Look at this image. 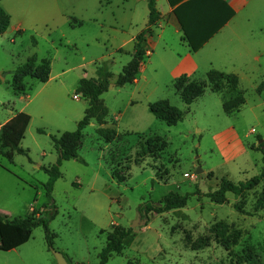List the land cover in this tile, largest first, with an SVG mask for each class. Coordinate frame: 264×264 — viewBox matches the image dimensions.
<instances>
[{"label": "rangeland", "instance_id": "rangeland-1", "mask_svg": "<svg viewBox=\"0 0 264 264\" xmlns=\"http://www.w3.org/2000/svg\"><path fill=\"white\" fill-rule=\"evenodd\" d=\"M0 8L10 19L0 36V129L27 152L14 154L11 163L0 157L5 221L24 218L32 209L49 210L42 168L56 162L52 138L75 132L84 117L88 103L78 92L80 81L97 79L104 62L112 74V88L100 97L107 124L91 121L83 131L79 160L63 162L53 186L52 247L38 227L24 245L0 251V264H57L53 252L67 264H98L112 226L131 228L140 205L156 204L170 192L191 195L187 205L149 214L146 224L131 229L132 242L108 264H264V182L241 196L226 194L223 205L206 197L222 179L238 184L262 169L264 94L256 88L264 82V5L235 18L231 26H239L241 43L228 30L218 31L194 52L171 30L160 38L161 29L155 28L151 56L136 84L123 87L115 81L132 59L133 38L146 25L143 0H0ZM184 49L198 53L200 61L213 49L218 55L212 69L239 75L245 104L238 112L225 115L221 97L208 89L190 106L182 103L171 71ZM32 56L49 61V80L41 84L36 78L42 72L30 73L22 81L23 94L17 95L12 72ZM210 69L204 64L198 72L202 77L190 80L203 82ZM164 100L183 114L174 127L150 112L149 104ZM157 137L167 143L162 152ZM113 171L126 176L125 182L117 183Z\"/></svg>", "mask_w": 264, "mask_h": 264}, {"label": "trees", "instance_id": "trees-1", "mask_svg": "<svg viewBox=\"0 0 264 264\" xmlns=\"http://www.w3.org/2000/svg\"><path fill=\"white\" fill-rule=\"evenodd\" d=\"M206 1L190 0L185 6H182L183 8L174 11L183 34L182 40L194 52L217 33L233 16L232 10L221 0H215L218 3L217 7L206 5ZM168 2L170 3V0ZM147 8V24L134 39V55L117 76L115 81L116 87L133 84L137 79L140 68L145 64L147 59V41L152 37V28L155 27L160 18V14L156 8V0H148ZM9 25V16L0 8V36L7 31ZM20 34L21 32L17 31V35ZM32 44L36 45L34 38H32ZM119 53H122L121 49ZM39 71L42 73L40 77L36 78L37 82L46 84L50 75L49 61L41 60L38 62L36 56L28 58L23 65L12 72V91L17 95L23 94V79L30 73ZM96 71L97 79L87 80L83 78L79 83L78 92L87 101L88 106L84 117L78 122L75 132L63 133L59 139L52 138L58 156L51 168H42L44 174L48 177L47 182L43 185V190L50 203L48 205L49 210L39 211L32 209L24 218L13 219L11 221H5L4 218L6 217L0 213V251L9 252L24 245L30 239L31 232L38 227L44 229L47 244L49 247H52L54 236H51L49 233L48 223L55 218L57 212L51 198V193L55 182L61 178V164L70 160H79L77 151L83 139V131L91 121H96L99 125L107 124L106 120H104L107 116V111L100 97L108 90L112 74L106 68V62L97 68ZM190 78V76L183 75L173 83L176 94L179 95L182 103L187 107L200 99L207 89L212 94L221 97L222 111L225 115H232L238 112L245 104L243 93L239 89V78L235 74L209 70L203 82H195L190 80ZM256 93L258 95L264 93V82L258 85ZM227 96L228 98H226ZM149 109L156 119L165 123L169 128L176 126L183 119V114L170 106L166 100L149 104ZM102 131L98 130V134L101 135ZM39 133L42 134L43 131L39 130ZM156 140L161 144L159 151H164L167 148V143L162 141L161 137H157ZM259 151L262 154V169L259 175L238 184L222 179L217 190L208 193L206 197L217 205H223L226 194L241 196L243 193L255 189L260 183L264 182V141L259 145ZM14 154L27 156V152L18 147L17 141H10L9 137L0 129V157L11 163ZM80 162L83 163L82 160ZM111 176L117 183H123L127 179L126 176L118 175L114 171ZM190 196L189 194L181 196L170 192L163 196L156 204L147 202L140 205L138 213L143 220H147L149 214L161 215L178 210L187 205ZM45 213L47 218L43 217ZM132 240L131 228L125 229L120 226H112L106 244L100 251L98 264H108L110 258L120 255Z\"/></svg>", "mask_w": 264, "mask_h": 264}, {"label": "crops", "instance_id": "crops-1", "mask_svg": "<svg viewBox=\"0 0 264 264\" xmlns=\"http://www.w3.org/2000/svg\"><path fill=\"white\" fill-rule=\"evenodd\" d=\"M189 1L190 0H170V3H169L168 0H156V8L160 14V18H159L158 23L152 29V31L157 27L160 28L161 30H160L159 36L161 38L166 31L171 30L173 35L175 36V38L179 41V43H186L182 40L183 34H182L181 27L179 25V22L177 20V17L175 15L174 11L177 9L179 10L180 8H183L182 6H185ZM221 1L224 2L232 10L233 16L230 19V21L227 23V25H225V27H223V29L219 30V33H223L224 31L228 30L229 32L227 34L229 35V33H230L232 36L235 35L236 36L235 37L236 42L241 43L238 36H237L238 31H239L238 30L239 26L232 27L231 26L232 23L235 21V18L237 17V15L243 11L249 10L250 12H255V13L259 12L261 10L260 9L261 5H264V0H221ZM143 3L145 5V7L147 8L148 0H143ZM206 3H207L206 5H211L214 7L218 6L217 1H215V0H207ZM147 21H148V17H147ZM147 21H146V24H147ZM235 25H237V24H235ZM162 26H165V27L163 28ZM135 37L133 38V42H134ZM226 38H227V36H226ZM228 39H229V36H228ZM229 41L231 42L232 40L229 39ZM211 42H209L207 45H209ZM148 45H149V39L147 41V46H146V49H147L146 57H147V59H149L151 56L150 51L148 50ZM215 47H216V45H214L212 48H215ZM162 51L164 53L166 52L164 47H162ZM133 55H134V51L132 53V57H133ZM197 55H198V53L193 54V53H190V51L188 49H184L181 53H178L175 56L177 60H175V63H176L175 69L173 71H171L172 81L176 80L177 78H179L183 75L190 76V77H192V76L202 77V75L200 76L198 72L200 71V69L202 68V66L204 64L207 65L208 69L211 68L210 70H215L212 68H213L214 60H216L215 58L218 55V52H216L212 49V53L209 54L210 56H208V55L204 56L203 58H201V61L198 60ZM213 57H214V59H213ZM256 60H259V58L258 59L256 58ZM145 64L141 67L139 73L143 70V67L145 66ZM224 70H226V69H224ZM219 72H223V70H221ZM251 73L253 74L252 71H251ZM251 73L249 72V74H251ZM230 74H232V73H230ZM235 75L238 78H240L238 74H235ZM244 75H245V73H244ZM136 82H137V79L131 85L136 84Z\"/></svg>", "mask_w": 264, "mask_h": 264}, {"label": "water", "instance_id": "water-1", "mask_svg": "<svg viewBox=\"0 0 264 264\" xmlns=\"http://www.w3.org/2000/svg\"><path fill=\"white\" fill-rule=\"evenodd\" d=\"M109 88H112V86L110 85ZM262 142L263 141H260L259 143H262ZM201 172H202L201 168H197L196 175L201 174ZM140 218H141V215L138 214V217L135 221V224L131 227V229H133L136 226H141V225L146 224L147 220L144 219V220L140 221ZM53 256H54L57 264H67L65 258L61 254H59L57 252H53Z\"/></svg>", "mask_w": 264, "mask_h": 264}, {"label": "built area", "instance_id": "built-area-1", "mask_svg": "<svg viewBox=\"0 0 264 264\" xmlns=\"http://www.w3.org/2000/svg\"><path fill=\"white\" fill-rule=\"evenodd\" d=\"M73 99H78L77 96H74Z\"/></svg>", "mask_w": 264, "mask_h": 264}]
</instances>
